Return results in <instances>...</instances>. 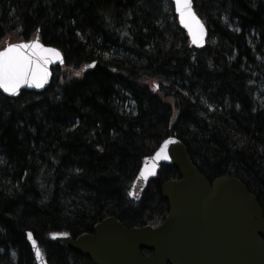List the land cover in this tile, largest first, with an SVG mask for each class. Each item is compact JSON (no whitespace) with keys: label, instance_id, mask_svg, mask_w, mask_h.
I'll return each mask as SVG.
<instances>
[{"label":"trees","instance_id":"obj_1","mask_svg":"<svg viewBox=\"0 0 264 264\" xmlns=\"http://www.w3.org/2000/svg\"><path fill=\"white\" fill-rule=\"evenodd\" d=\"M193 4L202 48L171 0H0V47L39 37L65 59L42 92L0 91V264H36L29 231L49 264H93L51 235L76 238L109 216L160 225L161 185L178 169L161 165L130 194L170 136L210 182L237 177L264 211V0Z\"/></svg>","mask_w":264,"mask_h":264},{"label":"water","instance_id":"obj_2","mask_svg":"<svg viewBox=\"0 0 264 264\" xmlns=\"http://www.w3.org/2000/svg\"><path fill=\"white\" fill-rule=\"evenodd\" d=\"M172 2L191 44L196 48L205 46L207 26L197 15L193 2L192 10L206 29L200 42H194L192 33L181 22L176 0ZM193 30H197L195 24ZM34 40L45 48L57 50L54 53H37L32 57V70L37 77L45 71L47 76L43 80L21 84L18 94L0 88L5 95L18 96L23 90L42 92L51 82L52 68L64 64L63 52L58 47L45 44L39 38ZM23 42L28 41L11 44ZM37 83L43 86L37 87ZM165 140L172 142L165 146ZM165 140L146 158L137 176L142 190L150 178L157 176L162 164L178 169L179 179L168 180L161 185L162 196L169 206L163 223L157 227L127 228L116 217L109 216L98 222L90 233L73 238L70 235H54L63 234L58 232L52 234L51 239L88 256L93 264H264V211L256 196L232 175L210 182L195 166L186 145L179 138L170 136ZM161 148L163 152H160ZM157 152H160L159 156ZM131 195L134 196L133 191ZM27 240L36 264H49L34 235L31 238L27 235ZM143 250L152 251V255L145 254Z\"/></svg>","mask_w":264,"mask_h":264},{"label":"snow or ice","instance_id":"obj_3","mask_svg":"<svg viewBox=\"0 0 264 264\" xmlns=\"http://www.w3.org/2000/svg\"><path fill=\"white\" fill-rule=\"evenodd\" d=\"M191 4L192 0H176L177 11H179L181 15V22L184 23L192 33L194 42H200L206 34V29L203 23L196 17ZM73 23L75 22L73 21ZM193 24L196 25L197 30H193ZM56 51L57 50L52 48H45L38 40L9 44L3 51H0V88H3L8 93L18 94L21 84L28 83L30 80H43L47 76V72L45 71L42 76L37 77L36 73L32 70V57L37 53H54ZM95 63L96 62L93 61V65H95ZM77 75H79V73H77ZM36 86L42 87L43 85L37 83ZM156 87L158 88L159 85L157 84ZM204 102L207 103V101ZM211 107L212 105H209V108ZM171 142V140H165L164 145L167 146ZM163 151L164 149L161 148L160 152ZM261 151L264 152V148H262ZM160 152H157L156 155L159 156ZM76 171L79 172L80 170L76 169ZM141 175L143 176L145 174L141 173ZM27 235L29 238L32 237L31 232ZM54 235L67 236L68 233ZM32 243L35 244V240H33ZM36 253L37 255L40 254L38 248L36 249Z\"/></svg>","mask_w":264,"mask_h":264},{"label":"rangeland","instance_id":"obj_4","mask_svg":"<svg viewBox=\"0 0 264 264\" xmlns=\"http://www.w3.org/2000/svg\"><path fill=\"white\" fill-rule=\"evenodd\" d=\"M19 40H22V39L20 37H18L17 35L13 36V37L5 38L1 44V48L6 45V42H15V41H19ZM262 86H263V90H264V81H262Z\"/></svg>","mask_w":264,"mask_h":264}]
</instances>
